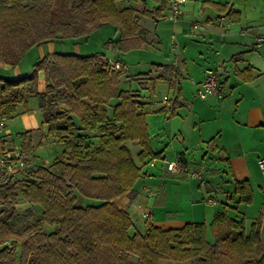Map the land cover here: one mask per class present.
<instances>
[{
	"label": "trees",
	"instance_id": "16d2710c",
	"mask_svg": "<svg viewBox=\"0 0 264 264\" xmlns=\"http://www.w3.org/2000/svg\"><path fill=\"white\" fill-rule=\"evenodd\" d=\"M125 1L0 0V63L14 67L33 47L67 40L76 44L106 26L117 36L106 43L114 54L139 50L144 43L139 17L150 18L153 12ZM166 2L154 10L157 17ZM218 9L231 18L225 6ZM111 64L102 54L54 51L29 74L0 77V118L14 117L18 106L27 112V100L36 98L42 125L63 147L49 166L0 187V264H264V211L249 229L243 217H230L224 207L208 225L186 223L164 230L148 221L139 232L128 213L113 204L132 190L146 160L159 153L150 148L139 91L120 90L124 78L139 81L142 89L143 82L154 86V80L150 74L128 76L123 67L116 70ZM38 72L44 75L43 92L36 89ZM21 137L28 155L31 132ZM129 143L140 148V166ZM233 194L237 204L252 203L248 180H234ZM77 195L90 203L77 205ZM19 196L42 213L13 230ZM46 225L53 230L47 232Z\"/></svg>",
	"mask_w": 264,
	"mask_h": 264
},
{
	"label": "crops",
	"instance_id": "0c3cea01",
	"mask_svg": "<svg viewBox=\"0 0 264 264\" xmlns=\"http://www.w3.org/2000/svg\"><path fill=\"white\" fill-rule=\"evenodd\" d=\"M141 4L153 15L150 18L139 17V24L144 30L140 37L144 43L134 52L152 51L163 61L136 58L134 67L138 73L131 75L126 60L120 59L122 57L118 54H111L108 60L126 66L124 70L128 76L150 74L154 88L161 86L168 89L156 104L152 94L139 93L150 148L154 154L159 153V157L146 160L132 190L112 202L130 216L132 202H138L140 208L154 198L153 209L157 210L163 199L165 205L169 194H172L178 199L184 196L182 200L192 211L198 202L207 200L211 208H215L202 219L207 225L214 214L224 207L230 217H240L242 211H239L238 197L233 194L234 180H248L253 194L254 183L257 186L260 182L264 184V170L255 174L253 169L259 156H264V43L259 44L255 40L264 36V0H189L181 6L176 22L168 19V0L158 17L154 10L162 7L161 0H155L152 7L144 0L136 7ZM219 6H225L226 12L233 13L228 31L224 33L219 23V16L223 14ZM193 24H198V27L194 28ZM90 39L81 42L88 43ZM54 44L36 46L38 59L54 52ZM74 53L79 55L82 52L76 50ZM33 65L30 68L20 62L13 67L0 63V77H21L29 74L27 71H32ZM207 70L214 71L219 78L221 99L212 97L205 101L190 94L189 88L200 84ZM123 80L135 85L139 82L129 78ZM143 83L147 90L150 84ZM172 83L175 89L170 87ZM36 89L37 92L45 89L43 72L37 73ZM172 97L174 99L168 103ZM17 115L21 117L19 124L26 132L38 129L35 113L23 112L18 106ZM8 134L4 128L2 136L6 143L5 136ZM130 145L138 149L135 148L137 152L133 158L140 166L137 160L140 148L137 144L129 143L128 147ZM177 159L184 163L185 170L178 174L167 172L166 164ZM194 173L202 175L201 181L190 175ZM217 177L221 184L216 190L217 186L212 185L210 180L214 181ZM145 186L151 188L149 193ZM261 190L264 191V187ZM213 193L222 194L218 209L212 201ZM154 210L143 207L142 212L147 211L154 218ZM199 220L192 212L186 217L157 220L154 225L164 230L179 229L186 223Z\"/></svg>",
	"mask_w": 264,
	"mask_h": 264
},
{
	"label": "rangeland",
	"instance_id": "374dc122",
	"mask_svg": "<svg viewBox=\"0 0 264 264\" xmlns=\"http://www.w3.org/2000/svg\"><path fill=\"white\" fill-rule=\"evenodd\" d=\"M153 3H155V0H147V5L149 7L153 6ZM157 3V2H156ZM125 4L130 5V6H137L138 2L136 0H126ZM139 9H142V4L139 5ZM114 32L113 28L110 26L104 27L102 30L97 31L94 35H92L91 39L89 40L88 43L86 42H81L78 41L76 44L73 41L67 40V41H60L56 44H54V51L57 52H75L76 50L81 51L82 53H87V54H102L105 55V57L110 58L111 54H114L106 45L107 41L110 39H114ZM44 50V47L42 48ZM38 53L39 50L37 47H34L32 50L28 51L24 58L21 60L22 66H30L34 63H36L38 59ZM138 53V54H137ZM156 53H152V51H141V52H130L128 55H122L118 54L120 59L126 60L128 64V73L131 75L137 74L135 65H136V60L139 58H147L149 60H153V62H161L163 61L162 58H159L158 56H155ZM137 58V59H136ZM162 59V60H159ZM115 63V62H111ZM120 64L119 62H117ZM122 67L124 65L120 64ZM121 67V68H122ZM126 66L123 67V69ZM144 71V70H143ZM28 73L31 72V70L27 71ZM152 86L146 90L140 88L138 84L130 83V82H122L120 83V90H138L139 93L141 94H152L154 96V104L157 102H160L163 97L167 94V88L166 87H156ZM157 89V90H156ZM196 90H197V85L195 87L189 88L190 94H194V96L199 99L196 96ZM175 94V93H174ZM172 96V95H171ZM170 96V97H171ZM212 98V97H210ZM174 97L169 98L168 103L172 102ZM209 98H207L208 100ZM200 100V99H199ZM205 100V99H204ZM206 101V100H205ZM204 101V102H205ZM27 109L28 111L26 113L28 114H36L37 120H38V129L36 131H30L31 132V137L29 141L30 145V153L26 155V164L28 166V175H31L30 172L37 167H47L49 166L53 160L59 156L62 153L63 147L61 144H59L55 139H53L51 136L48 135L47 133V128L42 125V119H41V113L39 111L38 103L36 98H29L27 100ZM19 115H15L14 117L7 119L6 120V130L9 133L8 136L6 137L7 145L6 146H15L16 148H22L23 146V140L21 137V134L26 132L24 130L23 126H20L19 120H20ZM130 151L132 156H135V153L137 152V147L134 145H130ZM135 148L137 150H135ZM264 160V156H259V159L255 161V166L253 165V169L255 174H260L261 170L259 167V161ZM259 168V169H258ZM22 176H19V179H21ZM201 181V180H200ZM203 181V180H202ZM212 185H218L220 183L219 177L217 179L210 180ZM221 184V183H220ZM223 187V185H221ZM261 187H264V184L261 182L258 184L254 183V202H252L249 205H244V204H239V211L242 213L240 217H243L245 219V224L247 226V229H249L251 222L258 216V214L262 211H264V191L261 190ZM145 188L151 189L148 186H145ZM218 189V186L216 187V190ZM217 192V191H215ZM212 201L216 203V209H218L221 204H220V198L222 197V194H212ZM184 200V196L182 197ZM181 198H177V196L169 194V197L166 200V204L164 205L165 199H163V202L161 205L158 206L157 210L153 209L154 204V198L149 199L143 206L138 208V202H132L130 204L129 208V214L131 217V220L134 224V227L136 230L139 232H144V227L147 225L148 221H145L142 216L141 212L143 211V207H147L151 210H154L153 215L154 218L151 217V224L153 225L154 223L157 222V220H162V219H174L176 216L180 217H186L191 215L193 212L196 218L201 219L199 220L202 222V219L206 217L210 213V211H214L215 208H211V204L207 202V200H203L202 202H198V206L194 211L191 210L187 202L183 201ZM90 201L88 199H85L79 195L76 197V204L79 206H86ZM197 203V202H196ZM16 210H17V217L14 219L12 222V228L13 230H19L31 223L36 217H38L42 213V208L38 205H30L29 203L25 202L20 196L16 205ZM205 212V215L203 213ZM204 223V222H203ZM45 229L47 232H51L53 230L52 226L46 225ZM208 239L210 243H214V239L212 236H208ZM16 251L19 252L18 247L16 246ZM160 264H194V261H186L182 263H173L169 261H161Z\"/></svg>",
	"mask_w": 264,
	"mask_h": 264
},
{
	"label": "built area",
	"instance_id": "2783aa9c",
	"mask_svg": "<svg viewBox=\"0 0 264 264\" xmlns=\"http://www.w3.org/2000/svg\"><path fill=\"white\" fill-rule=\"evenodd\" d=\"M189 0H168V7L170 15L168 19L172 22H176L180 16V9L183 4ZM230 19L225 13L219 16L220 27L224 32L228 31ZM194 28L198 27V24H193ZM257 43H264V36H258L255 38ZM111 67L113 69H120L122 66L117 62L112 63ZM204 80L197 85L196 96L201 99H207L210 97H216L218 99L222 98L220 92V82L216 73L212 70H207ZM6 119L0 118V187L5 185H13L23 178L28 172V166L26 164V157L23 150L16 148L15 146H6V142L3 140L2 132L5 128ZM259 167L264 170V160L259 161ZM166 171L174 174L181 173L185 170L184 163L177 159L173 162H168L166 164ZM193 177L202 179L201 174H190ZM19 176H22L19 179ZM149 193V189H145ZM145 221L151 220V215L149 212L145 211L141 214Z\"/></svg>",
	"mask_w": 264,
	"mask_h": 264
}]
</instances>
